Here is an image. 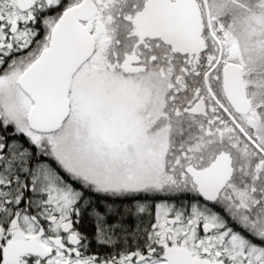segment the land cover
Masks as SVG:
<instances>
[{
	"label": "snow or ice",
	"instance_id": "obj_1",
	"mask_svg": "<svg viewBox=\"0 0 264 264\" xmlns=\"http://www.w3.org/2000/svg\"><path fill=\"white\" fill-rule=\"evenodd\" d=\"M0 264H264V0H0Z\"/></svg>",
	"mask_w": 264,
	"mask_h": 264
}]
</instances>
